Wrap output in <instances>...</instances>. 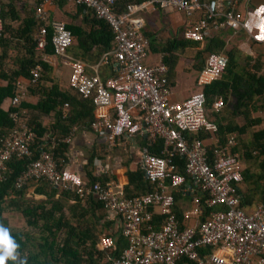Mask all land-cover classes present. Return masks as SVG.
<instances>
[{
    "label": "built area",
    "instance_id": "obj_1",
    "mask_svg": "<svg viewBox=\"0 0 264 264\" xmlns=\"http://www.w3.org/2000/svg\"><path fill=\"white\" fill-rule=\"evenodd\" d=\"M116 1L66 0L82 12L90 11L110 29L111 47L91 67L67 57L72 45L69 31L62 22L47 20V10L55 0L35 2L33 16L38 28L34 47L45 49L46 26L50 25L51 55L57 63L68 66V89L93 106L89 129L94 140L110 149L121 140L143 137L147 144L139 150L137 164L153 189L128 197L120 184L100 181L101 174L113 170L108 158L92 160L95 181L91 182L80 170L61 166L54 148L45 145L48 138L58 136L70 146L71 136L63 138L47 131L46 136L37 138L34 126L16 111L7 112L12 127L0 134V185L8 177L7 163L22 161L24 168L13 183L14 189L42 182L49 190L67 193L81 203H98L104 219L110 222L95 245L105 254L106 264H264V181L262 200L252 208L245 203L241 190L244 165L237 151V136L217 137L216 124L205 106L204 88L222 78L226 56L207 53L194 91L184 101L172 102L173 88L165 63L146 65L149 41L140 17L148 8L180 12L186 19L183 38L204 43L212 33L245 28L236 1L144 0L125 4L122 10L116 9ZM2 28L0 19V36ZM102 65L110 69V76L103 80L98 74ZM86 69L91 74H86ZM40 72L39 65L30 70L31 85L37 83ZM24 96L25 89L19 86L11 106L18 105ZM223 106L218 99L213 112H220ZM67 109L63 104L62 119ZM201 130L210 135L211 144L197 136ZM35 140L33 159L30 145ZM157 144L161 147L159 155L151 154L150 146ZM180 158L184 160L182 174L176 164ZM177 192L189 197L181 205L180 217L173 211ZM155 214L164 219L156 221ZM119 237L127 245L117 258L110 257Z\"/></svg>",
    "mask_w": 264,
    "mask_h": 264
},
{
    "label": "trees",
    "instance_id": "obj_2",
    "mask_svg": "<svg viewBox=\"0 0 264 264\" xmlns=\"http://www.w3.org/2000/svg\"><path fill=\"white\" fill-rule=\"evenodd\" d=\"M30 1L32 4L30 6L32 13L25 12L26 6L28 5L27 0H0V19L2 21L3 26L2 34L0 36V79H6V76L3 72L4 60L6 58H9V55L11 54H13L14 60L12 63V67L7 69V72H9L8 75L11 76L10 80H13V77H23L29 79L30 69H32L35 65L38 64L41 67L42 77L40 80H44V77L49 72V68L44 63L35 61L34 59L33 48L35 46V34L37 32L38 23L35 19H33L32 15L34 12L35 2L37 0ZM130 1L132 2L133 0H117L115 6L119 10H122L124 4ZM135 2H141V0H136ZM64 3H66L64 2V0H55V5H57L58 7H62ZM92 17L93 16L91 15V12L87 11L84 18L89 29L88 32L82 31L72 25H67L65 26V28L69 31L71 35L72 43L74 39H76L77 44L79 46L81 44H87L90 46V48L94 47L98 49V51L95 53V57L96 59H98L103 52L109 50V44L112 36L110 33V29L103 21L97 20ZM46 28L47 44L45 46L44 52L46 54H51L52 49L49 42L51 27L50 25H47ZM184 40L172 39L171 41L166 43L163 52H168L172 54L176 51H182L188 46L196 47L198 45V43L190 41L188 42ZM224 47L225 44L221 39L214 38L210 42L206 43V46L203 50L207 53L218 54L224 51ZM200 54L201 53L197 55L199 56ZM224 55L227 58V65L222 78L218 81L211 83L210 85L205 86L204 88V94L206 98V109L210 107L213 110L214 104L218 99H221L223 101V104L227 102V95L229 94L227 93V89L229 87L231 88L232 86L225 82L224 78H226V76L228 77V79H231L233 77L234 70L238 65V57L236 56V52H229L227 54L224 53ZM175 59L176 57H173V60L171 61L172 65L175 63ZM164 63L167 66L169 72L170 63L167 58L164 60ZM249 63V61L243 62V65H241V67L243 68L244 73L240 74L236 84H234L235 86H240L238 89H240L241 92H236L238 89L233 92V95L235 96V101L236 103H239L240 106V103H242V99L245 98L247 99V102H249V99L252 95L258 96L259 98L262 97L264 99V74H261L259 77H256L255 73L253 72V65L256 70L258 68V62L255 60L254 64L252 63L251 66L247 68ZM15 64H17V67L13 69V66ZM202 68L203 66L200 65V67H198L199 71ZM167 76H169V73L167 74ZM44 81H47L46 77ZM250 87H254V91H252ZM12 92L13 87L11 86V83H7L5 87L0 88V106L2 104L3 99L5 97L10 96ZM63 104H67L69 107V118L61 123H57L55 129L59 132V134L61 132V136L64 138L65 136L70 134L69 129L72 126L78 125L79 127L84 126L86 128L89 122H91L92 114L89 101H87L86 99H79L75 96H71L68 93L64 92L62 89L58 90L55 85H52L48 90L47 94L44 96V98L41 99L36 105L32 106L31 110H35L38 113L47 115L50 112L54 111L58 106L61 107ZM218 113L213 114L218 116ZM245 120L246 124L242 127L234 126L228 127L226 129H223L221 126H219L218 123L213 121L216 124L217 128L216 136H219L221 140H223L222 137L225 133L224 131H226L227 134H232L235 132L239 135L246 134L247 132H249L247 130H250V127L259 123V120L256 119L249 120V118H247ZM29 123L34 126V133L36 134L37 138L41 137L45 133V130L39 125L36 118H32ZM11 127L12 123L7 117V113L3 112V110L0 108V129L3 130L2 132H0V134H3L7 129ZM51 131L53 132L54 130ZM53 133H55V131ZM203 133L206 132L201 130L197 134V136L199 138H202ZM251 138V145L253 146V149L257 150L256 152L262 155L261 161L259 163V169L261 170V172L256 176L257 184L260 181L262 182V190L259 198L257 199H255L256 196L253 197L254 195L243 193L245 203H250L251 201L256 202L257 200H260L263 192L264 130L253 132ZM36 144L37 140H35L30 145V150H32L33 159L36 157V153L34 152ZM45 146H52L54 148L53 154L56 159L61 158L64 152L66 151V145L62 143V140L59 139L58 136L53 139L48 138ZM239 147L240 150H242V145ZM160 148V145L157 144L150 146L149 150L151 154L159 155ZM237 151L239 152V148L237 149ZM254 152L255 151L251 153L245 152V158L250 160L253 157ZM90 161L91 159L88 160V162ZM176 164L178 167H180L178 171L179 174H182L184 160L181 158L176 159ZM23 165L24 164L22 161L13 160L12 162H8V177L5 182L0 185V226H3L4 228L8 229L11 238L18 245L16 249L18 260L16 262L8 260L7 264H98L102 252L96 250L95 245L98 242L97 238L99 235L94 237L92 234V229H90L89 226L81 229L80 227L71 226L66 221L62 220V216L60 215H58L56 218H53V216H55L54 214L56 213V211L60 209V204L52 203L49 208L46 209H44V206H42L40 202L32 203L34 206L30 205L29 198H26V196H24L25 188H13V183L15 179L18 177V175L24 168ZM242 175L243 179H248L252 177L249 174V171H247L246 167H244ZM142 176L143 173L141 171L129 174L127 176L128 185L126 186V188H124V190L128 197L138 194H145L146 192L153 189L152 186H149V183L146 180H144L145 182H143ZM86 177L90 182L95 181V179H93L88 174H86ZM100 181L104 182L102 178ZM131 186L133 187V190L129 188ZM36 187V191L41 192L46 186L42 182H39ZM63 194L66 195V193ZM185 196L186 194H184L183 196L181 192L174 193L175 202L173 205V211L179 217L182 204L181 199H186ZM78 203H80L78 205H81V207H87V210L85 211L89 212L87 213L88 216H91L93 219L96 220L97 226L99 228L102 226H109L110 222L104 219V213L102 210H100L101 206L98 203L92 200H88L84 203ZM75 206L76 205H71V209H74ZM10 209L21 213L23 217L24 228L21 227L20 229H14L13 227H9L7 225V217L4 212ZM154 218L156 221H161L164 219V216L155 214ZM39 221H42L41 225L38 224ZM64 226L67 229L64 238L57 236L56 232L58 231V229ZM35 227H38V233H45L43 237L41 235L42 238L38 239L37 242L32 239V236L29 232ZM115 244H117V246H115V250L109 256L117 258L121 253V250L125 248L127 244L122 237L117 238V242H115ZM32 245L35 251L31 250ZM92 252L96 254V260L93 259ZM82 258L85 259L83 262L81 261Z\"/></svg>",
    "mask_w": 264,
    "mask_h": 264
},
{
    "label": "crops",
    "instance_id": "obj_3",
    "mask_svg": "<svg viewBox=\"0 0 264 264\" xmlns=\"http://www.w3.org/2000/svg\"><path fill=\"white\" fill-rule=\"evenodd\" d=\"M135 1L133 0L132 2L130 1L126 4L138 3ZM233 1H236V10L243 16L245 25L244 29L238 31L225 29L216 33H212L204 43H198L196 47L188 46L184 50L176 51L172 54L163 52V49L166 46V43L171 41L172 39L184 40L183 32L186 28L185 16L180 12H164L156 8H148L143 11L140 14V17L144 20L145 37L149 41V55L146 60V65L155 66L160 61L164 63V60L166 58L168 59L170 63L168 78L173 87L171 101L181 102L188 98L189 95L194 91L196 78L199 72L198 67H200V65L203 66L204 59L207 55V52L203 50L206 46V43L210 42L214 38H219L226 45L230 43L234 36H242L244 39L243 42H245L244 44H247L248 49L245 53L240 48L241 46L239 47V51H242L243 53L238 52L236 55L238 57V65L234 70V75L231 79H228L227 76L226 78H224V81L232 86L231 88L229 87L227 89V93L229 94L227 95V102L225 103L226 107L222 108L221 113L219 112L220 114H218V118H220L218 119V122L215 119L213 120H215L216 123H218L219 126H221L223 129H226L228 127L234 126H244L246 124L245 119L247 118H249V120L256 119L259 120V123L250 127V130L256 128L254 132L262 131L264 130V99L262 97L259 98L258 96L252 95L250 98L251 100L249 99V102H247V99L245 98V100L242 99V103H240V106L239 103H236L233 92L240 87L239 85L235 86L234 84H236L240 74L244 73L243 68L241 67V65H243L241 59H247L250 61L247 68L250 67L252 63L254 64L256 60L258 62V68L255 70V67L253 65V72L255 73L256 77L264 74V17L262 15V11L264 10V0ZM64 2H66V0H64ZM27 3L28 5L26 6L25 12L32 13L30 7L32 5L31 1L27 0ZM116 9L119 10L117 7ZM85 15L86 12H82V10L78 7H72L67 2L64 3L62 7H58L54 3L47 10V20L49 22L50 20H56L62 22L64 26L72 25L82 31L88 32L89 29L84 18ZM32 17L33 19H35L33 15ZM110 47L111 45L109 44V49ZM243 48H245V45H243ZM97 51L98 49L94 47L90 48V46L87 44H81L79 46L76 39H74L72 45L67 51V57L72 60H78L84 63L86 66L91 67L97 61L95 57V53ZM224 51L221 53H225ZM199 53L201 54L198 56L197 54ZM33 54L35 61L44 63L49 68V72L45 76L47 81H44L45 77L44 80H40L42 77L41 73L40 79L36 84L33 85L29 83V79L23 77H13V80H10L11 76L8 75L9 72H7V69L3 70L6 79H0V88L5 87L7 83H11L13 92L10 96L3 99L0 108L5 113H7L8 111H16L17 114L23 115V118L28 122H30L32 118H36L39 125L45 130V134L43 135L46 136L48 132H51L50 128L54 120L57 121V114L59 113V111L56 108L49 114L44 115L38 113L35 110H31V107L36 105L41 99L44 98L52 85H55L58 90L62 89L64 92L68 93L71 96L75 95L72 91L67 89L66 80L68 75V66L66 64L59 61L58 64L51 54H46L44 50H37L35 49V47L33 48ZM10 56H12L13 63V54L9 55V57ZM173 57H176V59L175 63L172 65L171 61L173 60ZM8 59L9 58H6L4 60V64ZM197 61L198 65H196ZM55 62L56 66H54ZM16 67L17 64L13 66V69ZM98 72L102 80L110 76V69L106 65L102 68L99 67ZM86 74H91V71L89 69H86ZM19 86L25 89V96L21 100H19L18 105L11 106L10 101L12 97H14L18 93ZM250 89L254 91V87H250ZM238 91L241 92L240 89H238L236 92ZM74 127L75 129L72 130L73 135L71 136L72 143L70 144V146L66 145V151L64 152L63 156L59 158L63 162L61 166H67L70 170H80L81 173H83L85 176L86 174H88L92 177V174H94V172L91 171L92 168L86 167V159L90 160L92 158H95L104 161V159L108 158L110 168L112 167L113 170L111 169L112 172L110 174H101L100 176H102V179L104 181L111 180L126 188V186L128 185L127 176L129 174L137 173L140 171L137 160L139 150L142 146H144V144L146 145L144 138L137 137L133 140H121L118 145L107 149L103 143L97 142L96 139L94 140L92 134L89 133L84 126L79 127L78 125H74ZM250 130L248 129L247 131ZM2 131L3 130L0 129V132ZM224 132L225 133L223 134V136L227 135V132ZM233 134H235L238 138V133L236 134L235 132ZM246 134L240 135L241 137H243ZM43 135L41 137H43ZM209 137V134L203 133V137L201 139H203L206 144H211ZM84 160L86 161V164H83ZM142 179L143 182H145L143 176ZM37 184L38 183L28 185L25 188L24 196H26V198H29L30 205H33L32 203L40 202V204L44 206V209H46L47 207L45 205L47 201L54 198L55 196L57 197V195L61 194V192H58L56 190L50 191L47 187H45L43 191L38 192L36 191ZM129 188L133 190L132 186ZM66 196V198L70 200V202H77V200L71 195L66 193ZM185 197L186 199H181V205H185L186 201L189 199L188 196ZM261 200L262 197L260 200H257L256 202L251 201L248 204H250L249 206L253 208ZM52 203H57V201H52L51 204ZM38 224L41 225L42 221H39ZM21 227L24 228L23 217L21 213L13 211V228L20 229ZM101 228L102 230H106L107 226L100 227L98 229V232L101 230Z\"/></svg>",
    "mask_w": 264,
    "mask_h": 264
},
{
    "label": "rangeland",
    "instance_id": "obj_4",
    "mask_svg": "<svg viewBox=\"0 0 264 264\" xmlns=\"http://www.w3.org/2000/svg\"><path fill=\"white\" fill-rule=\"evenodd\" d=\"M243 41H244V39L242 36H238V35L234 36V38H232L230 43L225 45V47H224L225 51L224 52L226 54L229 52H232V53H234V52H236V53L245 52L246 53L248 46H247V44H244L245 42H243ZM243 45H245V48H243ZM239 47L242 49L243 52L239 51ZM68 55H69V52H68ZM200 59H201V57H200ZM241 61L246 62L249 60L241 59ZM11 63H12V56H10L9 59L5 62L3 69L6 70V69L11 68L12 67ZM196 65H198V61H197ZM102 67H104V66L103 65L100 66V68H102ZM100 70H102V69H100ZM223 107H226V104H224ZM207 113H208V117L210 119H215L218 122V119L220 117L218 118L217 115H214L212 112V109L210 107L207 108ZM220 113H221V111H220ZM220 113H218V114H220ZM57 123H58V120L57 121L54 120L50 129L51 130L55 129ZM255 130H256V128L251 129L243 137H241V135H239L237 133L236 134L239 135L237 138L238 142L240 143L239 146L242 145V150H240V147H239L240 157H241L242 161H244V165H245L247 171H249V174L252 176L248 179H243V184L241 185V190L243 193H248L250 195H254L253 197L256 196L255 199H257V198H259V196L261 194V190H262V186H261L262 182L260 181L258 184L256 182V176L261 172V170L259 169V163L261 161L262 155L258 154V152H256L257 150L253 149V146L251 145V142H252L251 136ZM253 151H255L253 153V157L250 160L246 159L245 158V152L251 153ZM66 197L67 196L65 194L61 193V194H58L57 197L55 196L54 198L49 199L47 201V203L45 205L47 208H49L48 206H50L49 204H51L52 201H57V204H60V206H61L60 209L58 211H56V213L54 214L55 216H53V218H56L58 215H60V216H62V220L66 221L71 226L80 227L81 229L89 226L90 229H92V234L94 237L100 235L101 232H98L99 227L97 226L96 220L93 219L91 216H88L87 213H89V212L85 211V210H87L86 209L87 207L86 208H84L83 206L81 207V205H78V204H80L78 202H70V200H68ZM71 205H76L77 207L75 206L74 209H71ZM4 213L7 217V225L9 227H13V210L12 209L7 210ZM66 230L67 229L65 226L60 227L58 229V231L56 232V235L64 238V236L66 234ZM29 232H30V235L32 236V239L35 240V242H37L38 239H41L43 237V235H45V233H38L39 229H37V228H33ZM41 235H42V237H41ZM31 250L35 251L33 245L31 246ZM92 257L95 260L97 259V256L94 252H92ZM84 260L85 259H83V258L81 259L82 262ZM106 262H107V260L105 258V255L103 253H101V257H100L98 264H106Z\"/></svg>",
    "mask_w": 264,
    "mask_h": 264
},
{
    "label": "clouds",
    "instance_id": "obj_5",
    "mask_svg": "<svg viewBox=\"0 0 264 264\" xmlns=\"http://www.w3.org/2000/svg\"><path fill=\"white\" fill-rule=\"evenodd\" d=\"M191 42V41H190ZM70 48V47H69ZM149 48V47H148ZM68 51V50H67ZM67 54V52H66ZM99 59V58H98ZM97 59V61H98ZM96 61V62H97ZM39 65V64H38ZM36 66V65H35ZM41 68V67H40ZM99 70V69H98ZM30 72V71H29ZM41 73V72H40ZM99 74V72H98ZM30 75V74H29ZM30 79V78H29ZM39 79H40V76H39ZM38 79V80H39ZM171 84V83H170ZM173 88V87H172ZM68 89V87H67ZM76 98H79V99H86V98H83L79 95H76L74 94ZM87 101L90 102V100L86 99ZM63 106V105H62ZM62 106H58L57 107V110L59 111V113L57 114V120L59 123L65 121L66 119L69 118L68 114H69V107L67 109V115L64 119L61 118V115L59 117V114H60V109L62 108ZM90 106H91V114H92V120H93V116H94V109H93V106L90 102ZM222 110V109H221ZM220 110V111H221ZM213 112V110H212ZM214 113V112H213ZM208 114V113H207ZM91 120V121H92ZM91 122H89V124L87 125L86 127V130L90 133V129H89V125H90ZM56 125V124H55ZM75 129L74 126H72L69 131H70V134L69 136H72L73 135V132L72 130ZM55 131V133H59L58 131H56V129H53ZM53 131V132H54ZM52 132V131H51ZM233 134V133H232ZM60 135H61V132H60ZM95 159V158H92L90 162H88V159L86 160L87 161V166L86 167H91L92 165V160ZM27 187V186H26ZM26 187H23V188H26ZM18 245L14 242V240L11 238L10 234H9V231L8 229L4 228L3 226H0V264H7V261L8 260H11L13 262H16L18 260V256L16 254V249H17Z\"/></svg>",
    "mask_w": 264,
    "mask_h": 264
}]
</instances>
